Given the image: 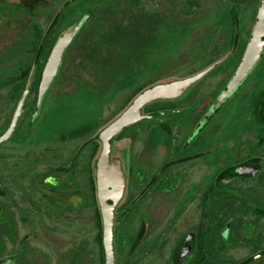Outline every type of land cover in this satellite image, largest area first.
Listing matches in <instances>:
<instances>
[{
    "label": "flooded vegetation",
    "instance_id": "af4514ba",
    "mask_svg": "<svg viewBox=\"0 0 264 264\" xmlns=\"http://www.w3.org/2000/svg\"><path fill=\"white\" fill-rule=\"evenodd\" d=\"M116 1L0 0V264H106L99 133L144 88L211 65L182 94L146 103L143 116L111 138L126 160L115 206V264H264V50L199 126L240 63L252 28L236 25L233 0L231 26H205L224 35L212 50L225 53L199 69L189 62L178 73L173 64L113 110L110 93L65 96V82L80 85L91 21ZM136 1L159 4L174 18L201 8L200 0ZM84 15L41 92L55 44Z\"/></svg>",
    "mask_w": 264,
    "mask_h": 264
},
{
    "label": "rangeland",
    "instance_id": "374dc122",
    "mask_svg": "<svg viewBox=\"0 0 264 264\" xmlns=\"http://www.w3.org/2000/svg\"><path fill=\"white\" fill-rule=\"evenodd\" d=\"M234 1L236 25L248 32L256 20L259 0ZM146 2L116 1L91 21L90 52L84 49L78 69L80 85L65 82V96L78 91L87 96L91 91L92 99H103L110 93L113 110L138 84L155 74L169 73L173 64H176L173 71L185 73L189 62L199 69L225 53V49L212 50L213 43L224 35L207 33L205 26L208 30L231 26L234 23L230 13L233 0H200L198 12L181 14L184 16L181 18L168 15L170 13L159 4L152 7ZM178 6L182 4L179 2ZM172 78L175 77L163 81ZM68 101L76 106L72 97ZM91 111L94 117L96 107ZM119 149L114 144V152Z\"/></svg>",
    "mask_w": 264,
    "mask_h": 264
},
{
    "label": "water",
    "instance_id": "95a60500",
    "mask_svg": "<svg viewBox=\"0 0 264 264\" xmlns=\"http://www.w3.org/2000/svg\"><path fill=\"white\" fill-rule=\"evenodd\" d=\"M87 15L81 17L72 30L65 31L55 44L46 65L45 78L42 82L41 92L48 87L53 75L58 68L63 51L75 33L80 29ZM250 38L244 49L240 63L234 74L217 96L215 102L210 106L205 118L199 126L215 111V109L231 94L245 77L249 74L253 66L257 63L264 50V0H259L256 12V20L251 29ZM208 66L190 76L168 81L156 82L139 92L111 122H109L99 133L102 141V148L96 162V185L97 198L103 221V242L106 252V264H115V253L113 249V227L115 223V206L120 200L124 186L126 173V160L121 149L114 152V144L111 138L125 126L131 124L143 116V106L157 98H168L185 92L193 83L202 78L210 70ZM30 81L24 92L25 98Z\"/></svg>",
    "mask_w": 264,
    "mask_h": 264
},
{
    "label": "trees",
    "instance_id": "16d2710c",
    "mask_svg": "<svg viewBox=\"0 0 264 264\" xmlns=\"http://www.w3.org/2000/svg\"><path fill=\"white\" fill-rule=\"evenodd\" d=\"M139 89H140V86H139ZM137 91H139V90H137Z\"/></svg>",
    "mask_w": 264,
    "mask_h": 264
}]
</instances>
